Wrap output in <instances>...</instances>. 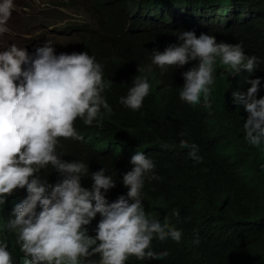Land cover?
Returning a JSON list of instances; mask_svg holds the SVG:
<instances>
[{
	"label": "clouds",
	"instance_id": "1",
	"mask_svg": "<svg viewBox=\"0 0 264 264\" xmlns=\"http://www.w3.org/2000/svg\"><path fill=\"white\" fill-rule=\"evenodd\" d=\"M91 2L99 17V31L101 15L95 8L99 3ZM14 7V0H0V34L9 31ZM149 9L153 10L149 19H154L156 11H168L174 26L161 34L148 60L128 81L116 68L109 73L108 60L96 61L81 46L72 53L64 47L54 51L45 40L34 48L10 44L0 51V264L17 262L2 240L5 231L15 233L22 253L18 261L23 264H126L133 255L136 259L128 264L149 262L145 258L168 255L167 250H153V237L180 242L183 232L170 225L167 217L162 221L146 211L142 201L145 181L159 179L151 157L136 151L128 162L130 169L120 177L122 185L115 186L116 179L106 174L105 167L89 175L83 161L66 160L58 153L59 138L81 139L73 126L77 118L84 125H102L101 110H112L105 97L109 88L132 111L142 106L151 86L157 84L162 87L156 92L159 105L168 108L166 118L176 113L180 103L191 110L200 107L195 113L205 120L203 136L212 135L216 152L227 156L218 130L207 121L217 96L222 95L219 91L225 88V95L243 116V139L261 146L264 156L260 58L246 53L240 43L197 28L184 31L186 8L182 4ZM77 26H73L77 31L88 27ZM174 66L179 73L171 84L161 74ZM179 146L188 149L186 154L194 162L201 161L200 172L206 168L212 153L207 151L202 159L199 146L183 138ZM173 215L179 217V211L173 210ZM87 226L94 228V236L88 234ZM192 243H200L196 229Z\"/></svg>",
	"mask_w": 264,
	"mask_h": 264
},
{
	"label": "trees",
	"instance_id": "2",
	"mask_svg": "<svg viewBox=\"0 0 264 264\" xmlns=\"http://www.w3.org/2000/svg\"><path fill=\"white\" fill-rule=\"evenodd\" d=\"M97 1L100 29L83 41L81 49L98 62L108 60V72L116 68L126 81L148 60L161 34L174 26L168 11H156L154 19H149L153 11L149 8L177 4L186 8L184 31L197 28L233 44L240 43L246 53L260 58L262 70L257 72L264 76V0ZM174 39L175 36L169 42ZM178 73L176 66L163 74L160 71L171 84ZM158 88H162L160 84L151 86L149 96L136 111L122 106L109 88L105 97L112 110H101L102 125H84L77 118L73 126L81 139L59 138L62 147L58 153L66 160L83 161L89 175L105 167L106 174L116 179L115 186L122 185L120 177L130 169L128 162L136 151L151 157L159 179L144 183L142 201L146 211L162 221L167 217V222L183 234L179 243L153 237V250H167V257L145 258L149 262L138 260L134 264H264L262 147L243 139V116L225 95V88L219 91L222 95L217 96L207 121L218 130L227 156L216 152L212 135L203 136L205 120L195 113L202 110L200 107L191 110L180 103L176 113L166 118L168 108L164 103L159 105ZM181 138L197 144L202 159L207 151L212 153L203 171L200 172L201 161L194 162L186 154L188 149L179 146ZM173 210L179 211V217L173 215ZM87 228L88 234L94 236V228ZM193 229L199 233L198 245L192 243ZM2 234L17 259L14 264H23L18 261L22 253L15 233ZM134 259V255L129 256L125 263Z\"/></svg>",
	"mask_w": 264,
	"mask_h": 264
},
{
	"label": "rangeland",
	"instance_id": "3",
	"mask_svg": "<svg viewBox=\"0 0 264 264\" xmlns=\"http://www.w3.org/2000/svg\"><path fill=\"white\" fill-rule=\"evenodd\" d=\"M91 1L14 0L9 31L0 34V51L10 44L25 49L34 48L41 46L45 40L52 43L54 51L61 47L68 53L77 51L85 39L98 31L99 17ZM62 3L67 5L62 6ZM77 25L88 27L77 31ZM73 26H76L75 29Z\"/></svg>",
	"mask_w": 264,
	"mask_h": 264
},
{
	"label": "bare ground",
	"instance_id": "4",
	"mask_svg": "<svg viewBox=\"0 0 264 264\" xmlns=\"http://www.w3.org/2000/svg\"><path fill=\"white\" fill-rule=\"evenodd\" d=\"M66 34H67V32H66Z\"/></svg>",
	"mask_w": 264,
	"mask_h": 264
}]
</instances>
